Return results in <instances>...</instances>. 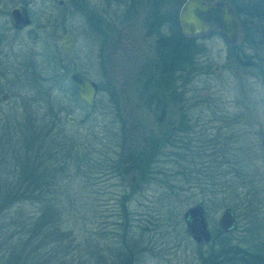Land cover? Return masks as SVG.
Returning <instances> with one entry per match:
<instances>
[{"label": "rangeland", "instance_id": "obj_1", "mask_svg": "<svg viewBox=\"0 0 264 264\" xmlns=\"http://www.w3.org/2000/svg\"><path fill=\"white\" fill-rule=\"evenodd\" d=\"M17 1L27 2L31 20L15 32L7 12ZM181 2L63 0L58 6L56 0H0V122L4 115L17 113L22 119L35 117V124H40L47 108L62 118L59 134L74 135V144L91 149L101 163L105 156L113 160L122 140L128 146L145 145L149 137L168 133L183 97L198 117L196 129L204 134L193 140L197 147L210 144L227 150L225 137L234 133L240 140L232 147L248 148V173L238 171L243 175L237 179L242 183L236 196L227 190L206 193L209 202L203 208L210 242L196 243L182 218L200 194L192 192L194 197H189L192 190H188L171 195L164 192L161 181L149 184L136 174L119 179L103 167L89 177L77 176L75 191L80 190L83 201L75 211L83 219L79 218L75 233L82 234L79 240L87 244L96 243L99 264H202L208 253L216 264H232L230 252L245 248L250 251L244 257L249 260L246 264H264V48L243 44L245 52L237 55V47L227 45L217 31L192 36L193 66L198 73L182 88L178 77L182 62L175 58L169 68L173 97L160 113L156 99L164 53L159 41L180 33ZM83 5L91 8L87 15ZM63 34L75 37L71 54L59 50ZM239 40L240 34L233 45ZM39 69L47 81L38 80ZM71 69L96 83L94 108L86 107L76 90L72 95V85L65 78ZM2 94H7L5 100ZM67 114L78 118V123L68 124ZM169 151L165 148V156L156 163L163 170L170 166ZM130 184L136 185L133 193ZM121 198H125L122 204ZM225 206L232 208L236 228L221 235L216 218ZM117 253L121 258L113 256Z\"/></svg>", "mask_w": 264, "mask_h": 264}, {"label": "trees", "instance_id": "obj_2", "mask_svg": "<svg viewBox=\"0 0 264 264\" xmlns=\"http://www.w3.org/2000/svg\"><path fill=\"white\" fill-rule=\"evenodd\" d=\"M225 1L232 7L240 26L239 42L229 46L237 47V55L245 52L243 44H249V49L253 44L264 48V0ZM192 39L177 33L159 41L164 53L158 73L160 94L156 99L160 113L169 97H173L170 82L173 74L169 68L175 58L182 62L178 76L182 88L198 73L193 66ZM37 73L38 80L47 81L41 69ZM70 87L75 95V88ZM180 101L178 117L170 123L168 133L149 137L145 145L128 146L122 140L113 160L105 156L101 163L91 149L74 144V135L59 134L57 128L62 118L58 113L51 115L46 108L40 124H35L36 118L32 116L22 119L17 113L4 115L3 123L0 122V264H99L96 243L79 240L82 234L75 233L74 228L79 218L83 219L75 211L83 201L80 190L75 191L77 176L89 177L97 173L98 167L113 172L119 179L136 174V178L151 182L149 184L161 181L165 184L164 192L171 195L192 190L189 197H194L192 192L200 194L196 203L203 207L209 202L206 193L227 190L229 195L236 196L242 183L237 181L243 175L240 173H248L245 170L248 148L232 147L231 143L240 140L234 133L225 137L227 150L212 148L210 144L197 147L193 140L204 136L196 129L198 117L183 97ZM49 104H54L53 96ZM167 147L171 149L167 161L171 162L163 170L156 163L161 162ZM135 186L130 184L132 193L137 190ZM124 200L121 198L119 203ZM122 218L125 224L127 218ZM87 242L92 243L89 239ZM83 244L91 248L86 249ZM113 250L117 252L118 248ZM245 250L230 252L232 264L244 262V257L247 259L249 254H245ZM115 255L122 256L121 253ZM208 257L210 253L202 257V264H209Z\"/></svg>", "mask_w": 264, "mask_h": 264}, {"label": "water", "instance_id": "obj_3", "mask_svg": "<svg viewBox=\"0 0 264 264\" xmlns=\"http://www.w3.org/2000/svg\"><path fill=\"white\" fill-rule=\"evenodd\" d=\"M9 19L13 29H21L29 23L26 8L16 6L9 11ZM177 21L180 33L185 37H192L199 33L217 31L227 45H232L238 40L240 26L236 14L226 1L210 0H182L177 9ZM75 37L63 34L58 42L59 50L71 54ZM218 66H214L216 71ZM65 78L76 90L78 99L88 108L95 107L97 85L76 70H69ZM7 94H2L5 100ZM68 123L77 124L78 118L67 114L64 118ZM184 226L190 237L196 242L207 243L210 233L201 204H194L185 209L182 215ZM218 227L226 232L236 227L235 218L230 207H224L217 218Z\"/></svg>", "mask_w": 264, "mask_h": 264}, {"label": "flooded vegetation", "instance_id": "obj_4", "mask_svg": "<svg viewBox=\"0 0 264 264\" xmlns=\"http://www.w3.org/2000/svg\"><path fill=\"white\" fill-rule=\"evenodd\" d=\"M83 1H85V0H83ZM62 2H63V0H56V4L58 5V6H61V4H62ZM16 6H23V7H25L26 8V11H27V16H28V19H29V23L26 25V26H24V27H22L21 29H13V27L11 26V23H10V19H9V11L12 9V8H14V7H16ZM96 9H97V7L96 6H94V8H93V10H92V13H95L96 12ZM88 11H90L91 12V8H88L87 7V5H83V14H86L87 15V12ZM101 14V13H100ZM7 17H8V20H9V24H10V26H11V28H12V30L13 31H15V32H18V31H21L22 29H24L25 27H27L29 24H30V16H29V11H28V5H27V2L25 1V2H22V1H17V3H15L14 5H12V6H10V8L8 9V12H7ZM100 18L102 19V17H101V15H100ZM114 20H116V22H118L119 23V19L116 17ZM113 26V25H112ZM225 207H230V206H225ZM224 208V207H223ZM230 209L232 210V208L230 207ZM222 211V210H221ZM232 213H233V216H234V212H233V210H232ZM217 218H218V216H217ZM217 218H216V226H217V228L219 229V231H220V234L221 235H223V234H229V233H231L232 231H234L235 230V228L233 229V230H230V231H226V232H224V231H222L219 227H218V225H217ZM235 218V217H234ZM208 231H209V233H210V239H209V241L208 242H210V240L212 239V234H211V231L208 229ZM199 243V242H198ZM246 249V248H245ZM251 249V248H250ZM248 253H250V251H249V249L247 248L246 250H245V254H248ZM255 255H256V253H255ZM249 262V260H247V261H242V262H238V263H233V264H246V263H248ZM209 264H216V262H215V258H213V256H212V258H210L209 259Z\"/></svg>", "mask_w": 264, "mask_h": 264}]
</instances>
